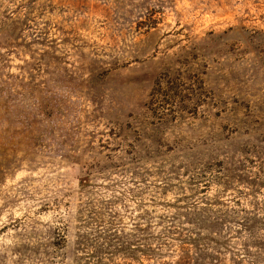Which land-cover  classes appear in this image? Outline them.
<instances>
[{
  "label": "rangeland",
  "instance_id": "1",
  "mask_svg": "<svg viewBox=\"0 0 264 264\" xmlns=\"http://www.w3.org/2000/svg\"><path fill=\"white\" fill-rule=\"evenodd\" d=\"M0 264H264V0H0Z\"/></svg>",
  "mask_w": 264,
  "mask_h": 264
}]
</instances>
